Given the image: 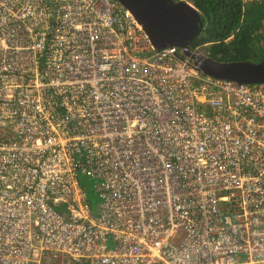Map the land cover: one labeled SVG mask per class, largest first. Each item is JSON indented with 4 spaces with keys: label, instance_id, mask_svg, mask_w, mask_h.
Segmentation results:
<instances>
[{
    "label": "built area",
    "instance_id": "2783aa9c",
    "mask_svg": "<svg viewBox=\"0 0 264 264\" xmlns=\"http://www.w3.org/2000/svg\"><path fill=\"white\" fill-rule=\"evenodd\" d=\"M178 53L117 0H0V264H264V81Z\"/></svg>",
    "mask_w": 264,
    "mask_h": 264
},
{
    "label": "water",
    "instance_id": "95a60500",
    "mask_svg": "<svg viewBox=\"0 0 264 264\" xmlns=\"http://www.w3.org/2000/svg\"><path fill=\"white\" fill-rule=\"evenodd\" d=\"M117 1L131 12L154 48L176 45L179 55L188 57L196 68L212 76L245 82L264 81V58L220 60L190 46L202 29L203 20L198 8L189 0Z\"/></svg>",
    "mask_w": 264,
    "mask_h": 264
},
{
    "label": "trees",
    "instance_id": "16d2710c",
    "mask_svg": "<svg viewBox=\"0 0 264 264\" xmlns=\"http://www.w3.org/2000/svg\"><path fill=\"white\" fill-rule=\"evenodd\" d=\"M200 11L203 27L190 46L202 45L220 60L264 58V0H189ZM233 33L229 39L227 37Z\"/></svg>",
    "mask_w": 264,
    "mask_h": 264
},
{
    "label": "rangeland",
    "instance_id": "374dc122",
    "mask_svg": "<svg viewBox=\"0 0 264 264\" xmlns=\"http://www.w3.org/2000/svg\"><path fill=\"white\" fill-rule=\"evenodd\" d=\"M202 50H204L203 47H202ZM250 58L253 60L257 59L253 56H251ZM79 179L83 185V188L86 191V195L90 202L92 210L96 211L98 207V201H99L98 193L96 192V190H94V188L92 187L91 181L87 178V176L84 173H79ZM107 244L108 246H112L113 242L109 240ZM43 259L48 261L49 264H56V263H59L60 254L54 251H46Z\"/></svg>",
    "mask_w": 264,
    "mask_h": 264
}]
</instances>
